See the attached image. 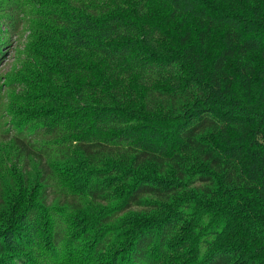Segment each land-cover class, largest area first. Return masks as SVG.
<instances>
[{
	"label": "trees",
	"instance_id": "1",
	"mask_svg": "<svg viewBox=\"0 0 264 264\" xmlns=\"http://www.w3.org/2000/svg\"><path fill=\"white\" fill-rule=\"evenodd\" d=\"M16 14L0 6L11 29ZM35 14L62 42L46 83L58 91L4 131L27 195L9 212L1 191L0 264H164L189 204H160L194 184L236 205L244 238L198 264H238L243 250L264 264V0H52ZM89 202L108 209L78 229ZM130 210L152 215L110 251L99 229Z\"/></svg>",
	"mask_w": 264,
	"mask_h": 264
},
{
	"label": "rangeland",
	"instance_id": "2",
	"mask_svg": "<svg viewBox=\"0 0 264 264\" xmlns=\"http://www.w3.org/2000/svg\"><path fill=\"white\" fill-rule=\"evenodd\" d=\"M51 1L0 0V6L11 5L17 12L15 29L7 27L0 16V198L2 192L8 195L5 201L9 212L26 204L22 202L27 195L23 184L26 172L22 159L16 156V150L10 139H6L4 131L21 125L34 114V110L49 106L42 102V97H55L58 91L57 86L49 89L46 83L55 85L58 82L52 72H59L57 61L63 52L62 42L54 37L50 26L35 14ZM68 167L60 166L59 171L64 174L73 172L76 179L80 178L79 171L69 170ZM36 177V165L31 161L27 182L29 190L34 187V195L40 186ZM117 189L124 191L125 186H117ZM36 200L34 196V202ZM178 201L189 205H178L177 212L185 216L171 237L170 252L164 264H198L221 241L224 245H241L244 239L242 212L235 204L222 199L221 193L214 186L194 184L183 189L171 201H163L159 213L171 210ZM105 209L108 207L92 202L85 204V208L75 216L76 227L86 229L88 224L96 227L97 223L93 221ZM3 215L1 210L0 219ZM149 215L152 214L138 210L125 211L116 220L101 227L99 231L109 227L115 235L116 241L109 250L122 247L131 236L137 221ZM7 218L8 211L2 223ZM245 253L246 250L241 252L238 264H243Z\"/></svg>",
	"mask_w": 264,
	"mask_h": 264
}]
</instances>
